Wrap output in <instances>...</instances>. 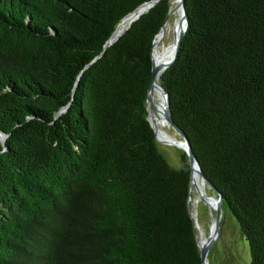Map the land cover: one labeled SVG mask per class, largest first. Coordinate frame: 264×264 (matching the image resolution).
Here are the masks:
<instances>
[{"label":"trees","instance_id":"1","mask_svg":"<svg viewBox=\"0 0 264 264\" xmlns=\"http://www.w3.org/2000/svg\"><path fill=\"white\" fill-rule=\"evenodd\" d=\"M146 1L0 0V264H200L188 160L167 162L148 118L170 0L103 50ZM184 4L158 82L264 264V0Z\"/></svg>","mask_w":264,"mask_h":264},{"label":"rangeland","instance_id":"2","mask_svg":"<svg viewBox=\"0 0 264 264\" xmlns=\"http://www.w3.org/2000/svg\"><path fill=\"white\" fill-rule=\"evenodd\" d=\"M171 7L178 5L173 0H170ZM181 11L173 12L170 15L167 31L165 36L162 37L156 54H162L164 49L172 43L173 40V30L174 24L172 21L174 19L180 18ZM173 19V20H172ZM154 104L159 108L160 115L156 116L163 119V113L165 111V104L162 99V95L154 92ZM150 118V116L148 117ZM162 129L168 134V136L177 140V142L182 141V136L179 134L168 122H164ZM156 147L159 153H161L167 162L175 167L180 168L183 165V160H188L189 158L182 148L176 143L169 140H163L161 138L156 139ZM197 184L203 192V196L199 195V192L191 187L190 195V209L193 214L196 230L197 239L199 242L206 239L212 228L213 221L217 218V211L214 208L215 203L213 199L217 198V195L211 187L204 184L201 177L197 176ZM213 198V199H210ZM223 201V200H222ZM221 202V215L219 217L218 233L214 238L212 244L209 246L207 252L208 264H250V252L247 240L241 235L239 224L233 214L230 212L227 205ZM212 205V206H211Z\"/></svg>","mask_w":264,"mask_h":264},{"label":"water","instance_id":"3","mask_svg":"<svg viewBox=\"0 0 264 264\" xmlns=\"http://www.w3.org/2000/svg\"><path fill=\"white\" fill-rule=\"evenodd\" d=\"M159 0H149L146 1L144 3H142L140 6H138L136 8V10H134L132 13L128 14L131 15V19L129 20L128 24L126 25V27L117 35H113L114 32L116 31V29L118 28V25L120 24V22L126 18L127 16H125L116 26V28L113 30V32L111 33V35L108 37V39L106 40L103 50L108 47L109 45H111L129 26L130 24L137 19L143 12H145L146 10H148L151 6H153L155 3H157ZM175 9H180L181 11V16H180V25H181V30L178 33V35H173V54L171 55V57L164 61L161 64H156L153 60V55L151 53V59H152V77H151V83L149 86V90L147 93V100H148V116H150L149 118V122L154 130V134H155V139H159L158 138V132L159 129L158 127L155 125V119H156V115L157 114H161L159 108L154 104V94L153 91L154 90H159L161 91V93L164 96L165 99V111L163 113V119L164 121L168 122L179 134H181L182 136V141L177 142L176 144L178 146H182V148L185 150L188 158H189V167H190V186L194 187L198 192L200 196H203V192L200 190L199 186L194 182V170L197 171L198 176L202 178V180L204 181V184H207L209 187L212 188V190H214L217 194V198L213 199L215 202V206L214 208L217 211V218L213 221L212 224V228L210 230V233L208 235V237L204 240H202L201 242H197V245L200 249V254H201V262L200 264H208L207 261V252L209 249V246L212 244L214 238L216 237L217 233H218V225H219V217L221 215V202L223 200L222 194L219 190H217L214 185L211 183V181L208 179V177L205 175L204 171L202 170L199 162L197 161L193 151H192V147L190 144V140L188 138V136L186 135V133L174 122L173 117H172V113H171V109H170V104H169V95L166 92V90L159 84L158 82V77L161 74V72L163 70H165L167 67H169L174 60L177 57L178 54V50L180 48V44L182 41V38L185 34V31L187 29L188 26V19H187V12L185 9V4H184V0H179L178 5L175 7ZM171 13V9L168 10L165 20L163 22V25L160 29V31L158 32L157 36L159 39H161L164 36L165 30H164V26L165 23L167 21V19L169 18ZM114 36V37H113ZM156 39V38H155ZM155 39L153 40V45H152V52H153V46L155 44ZM101 54L97 55L93 60L95 61ZM77 84V83H76ZM4 135L0 134V140L4 145V140H5ZM192 218L194 220L193 214H192ZM194 224H195V220H194ZM196 226V224H195Z\"/></svg>","mask_w":264,"mask_h":264},{"label":"bare ground","instance_id":"4","mask_svg":"<svg viewBox=\"0 0 264 264\" xmlns=\"http://www.w3.org/2000/svg\"><path fill=\"white\" fill-rule=\"evenodd\" d=\"M173 2H175V3H177V2H179V0H173ZM176 6H177V4H176ZM176 6H174V7H172V8H170L171 9V13H170V15L173 13V12H178V11H180V9H175V7ZM169 18H170V16H169ZM169 18L167 19V21H166V23H165V26H164V30H165V33L164 34H166V31H167V24H168V21H169ZM131 19V15H128L126 18H124L121 22H120V24L118 25V28L116 29V31L114 32V36L115 35H117V34H119L125 27H126V25L128 24V22H129V20ZM173 20V19H172ZM172 23L174 24L173 26H174V30H173V35H178V33L180 32V30H181V25L179 24L180 23V18H175L174 19V21H172ZM113 36V37H114ZM165 36V35H164ZM164 38V37H163ZM162 40V38L161 39H159L158 37L155 39V44H154V46H153V52H152V55H153V60H154V62L156 63V64H161V63H163L164 61H166V60H168L170 57H171V55L173 54V49H174V46H173V42L169 45V46H167L165 49H164V51H163V53L162 54H156L155 53V51L157 50V48H158V45H159V43H160V41ZM154 92H157L158 94H161L162 95V99H163V102H164V104H165V99H164V96H163V94L161 93V91H159V90H154L153 91V94H154ZM164 122H166V121H164V119H160V118H158L157 116H156V119H155V125L158 127V129H159V132H158V138H161V139H163V140H169V141H171V142H174V143H177V140H173V139H171L169 136H168V134L162 129V126H163V124H164ZM193 176H194V182L197 184V176H198V173H197V171L196 170H194V173H193ZM198 185V184H197ZM199 186V185H198ZM200 189H202V188H200ZM210 203H215V202H210ZM212 206V205H211Z\"/></svg>","mask_w":264,"mask_h":264},{"label":"flooded vegetation","instance_id":"5","mask_svg":"<svg viewBox=\"0 0 264 264\" xmlns=\"http://www.w3.org/2000/svg\"><path fill=\"white\" fill-rule=\"evenodd\" d=\"M216 193V192H215ZM217 195V194H216Z\"/></svg>","mask_w":264,"mask_h":264}]
</instances>
